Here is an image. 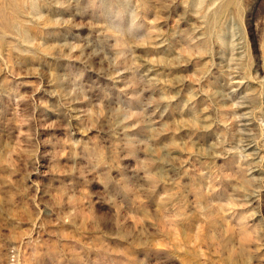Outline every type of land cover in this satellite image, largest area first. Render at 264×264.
Here are the masks:
<instances>
[{
  "label": "rangeland",
  "instance_id": "obj_1",
  "mask_svg": "<svg viewBox=\"0 0 264 264\" xmlns=\"http://www.w3.org/2000/svg\"><path fill=\"white\" fill-rule=\"evenodd\" d=\"M0 264H264V0H0Z\"/></svg>",
  "mask_w": 264,
  "mask_h": 264
}]
</instances>
